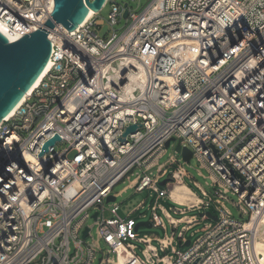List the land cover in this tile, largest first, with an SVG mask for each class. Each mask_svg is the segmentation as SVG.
Segmentation results:
<instances>
[{
	"label": "built area",
	"instance_id": "obj_1",
	"mask_svg": "<svg viewBox=\"0 0 264 264\" xmlns=\"http://www.w3.org/2000/svg\"><path fill=\"white\" fill-rule=\"evenodd\" d=\"M108 3L111 27L128 8L123 32L102 37L97 12L71 31L57 25L49 70L0 124V264H92L98 253L99 264H262L246 222L264 212V0H151L140 13L118 0L102 9ZM54 8L55 0H0V22L24 36ZM122 65L143 71L139 89L131 92L115 71ZM169 140L209 170L212 194L185 168L190 161L159 163ZM176 184L196 199L177 200ZM131 188L157 194L153 227L166 231L164 216L173 230L184 224L178 242L174 232L136 239L116 204V218L101 216L105 200ZM228 193L248 220L234 217ZM211 207L217 220L182 246L200 222L186 213L205 211L206 220Z\"/></svg>",
	"mask_w": 264,
	"mask_h": 264
},
{
	"label": "water",
	"instance_id": "obj_2",
	"mask_svg": "<svg viewBox=\"0 0 264 264\" xmlns=\"http://www.w3.org/2000/svg\"><path fill=\"white\" fill-rule=\"evenodd\" d=\"M105 2L106 0H55L53 13L38 30L14 41H10L0 31V124L27 95L47 67L52 54L49 32L57 25H62L70 31L76 29L85 21L90 9L98 13ZM124 6L128 7V3ZM127 16L128 8L124 12V17ZM136 128V125L129 126L124 135L134 132ZM59 139L60 137L56 136L47 142L44 151H47L49 146ZM170 143L171 140L166 143V146L169 147ZM176 150L185 161H190L192 158V151L186 146L182 147L180 141L177 143ZM167 181V179L163 180L161 185L164 186ZM114 200L115 197L111 195L107 201ZM206 214L213 220H217L216 215L210 212ZM97 216L98 212H95L93 218L96 219ZM140 227L152 228V224L149 220L138 222L135 231H138ZM88 232L89 227H86L83 237H86ZM190 243L191 241L188 240L182 246L187 247Z\"/></svg>",
	"mask_w": 264,
	"mask_h": 264
},
{
	"label": "rangeland",
	"instance_id": "obj_3",
	"mask_svg": "<svg viewBox=\"0 0 264 264\" xmlns=\"http://www.w3.org/2000/svg\"><path fill=\"white\" fill-rule=\"evenodd\" d=\"M150 2L151 0H136V1L118 0V3L120 4L128 3L129 7L132 8L136 13H140ZM111 10H112V5L111 3H108L102 10H100V12H98V19H100L103 22L100 28V35L102 37H107L114 30L118 34L122 33L125 27L129 23L128 18L122 17L118 24L111 27L107 23V19H108V16ZM17 122H20V120H18ZM63 147H64V144L56 145L54 148V152L60 150ZM175 151H176L175 145L167 147L166 153L160 159L159 163L160 164L165 163L169 158H171L172 155H176L178 159H182V155L180 153L176 154ZM200 165H201L200 162L195 157H193L189 163L184 164L185 168L191 173L194 180L197 181L199 184H201L209 192V194H212V188L209 185V183L211 182L210 172L207 168H201ZM199 171L202 172V175L199 174ZM152 173L153 175L157 174V167H154L152 169ZM163 180L164 179H162V181ZM184 180H185V183L188 184L189 186H192V187L194 186L193 180L190 179L189 177H185ZM127 184H128V181L117 184L113 190V193L121 192L127 186ZM156 196L157 194L150 190H144L142 192H138L132 188L128 189L125 192H123L121 196L116 197L114 201L108 202L107 200H105L103 204L104 211L103 212L101 211V216L104 215V217L107 219L116 218L117 216L111 211L114 204H116L119 206L117 210L118 216L126 221H129L132 224L133 228H135L138 222L148 221L151 218V214H152L151 206L155 203ZM228 196L230 198V201L227 202V205L233 212L234 217L237 219L248 220V215L242 217L240 211L235 205V203L238 202V196L232 193H228ZM160 203L165 205L167 208H169L170 206H175V204H173L169 199L160 200ZM134 209L136 210L132 212ZM203 212L205 211L194 210V211H190L186 213L188 216L197 215L198 219L200 220V222L197 225H195L190 230L184 233V236L186 239L192 240L194 242L198 237L204 235L205 225L207 223L215 221L212 218L201 220V214ZM206 212L213 213V215L217 214L214 207H211V209L207 210ZM130 213L131 215H129ZM170 213L174 218L182 217L180 213H174V211L172 210ZM159 214L162 215L160 211H159ZM164 220L167 225L166 231L161 227H152V228L140 227L138 231L134 230L132 232V235L136 239H139L143 237L144 235H154V236L163 238L165 237V234H167L168 236H171L174 232V237L176 241L178 242L179 233L183 231L182 227L184 224H180L177 227V229L173 230V227L170 225V223L168 222L165 216H164ZM87 224L93 225L91 236L88 238L89 241H92V237H95V238L97 237V233H96L97 225L95 224V219L91 217L90 219H88ZM133 243L138 245V247L140 248L144 247V245L142 243H139L138 241H133ZM154 244H157V242H154ZM101 246L103 248H106L103 242H101ZM138 253L141 254L140 249ZM99 257H100V253L96 255V258L94 259L92 264H99Z\"/></svg>",
	"mask_w": 264,
	"mask_h": 264
},
{
	"label": "bare ground",
	"instance_id": "obj_4",
	"mask_svg": "<svg viewBox=\"0 0 264 264\" xmlns=\"http://www.w3.org/2000/svg\"><path fill=\"white\" fill-rule=\"evenodd\" d=\"M94 13H95L94 10L90 9L89 14L85 20L91 18ZM0 31L3 32L9 38L10 41L17 40L22 36L21 32L12 30L9 26H7L2 22H0ZM50 65L51 64L48 63L42 75L39 77V79L35 82V84L32 86V88L29 91H31L40 82L42 77L49 70ZM115 71L117 73H124L127 76V80H128L127 86L131 92L139 89L142 86L143 82H145V77L142 70L135 71L133 69H128L127 67L122 65L121 67L116 68ZM24 99L25 97L19 102V104L13 109V111L7 117L13 116L14 112L20 106V104ZM172 194L177 200L181 202H184L185 199H191V200L195 199V196L191 193V190L187 186L182 184H176L174 186V190ZM246 227L254 230L257 256L260 262L264 264V212L260 215L253 214L251 218L246 222Z\"/></svg>",
	"mask_w": 264,
	"mask_h": 264
},
{
	"label": "crops",
	"instance_id": "obj_5",
	"mask_svg": "<svg viewBox=\"0 0 264 264\" xmlns=\"http://www.w3.org/2000/svg\"><path fill=\"white\" fill-rule=\"evenodd\" d=\"M172 196H173V194H172ZM174 197V196H173ZM153 227V226H152Z\"/></svg>",
	"mask_w": 264,
	"mask_h": 264
}]
</instances>
